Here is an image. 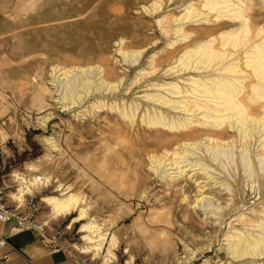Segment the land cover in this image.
Returning a JSON list of instances; mask_svg holds the SVG:
<instances>
[{
	"label": "rangeland",
	"instance_id": "rangeland-1",
	"mask_svg": "<svg viewBox=\"0 0 264 264\" xmlns=\"http://www.w3.org/2000/svg\"><path fill=\"white\" fill-rule=\"evenodd\" d=\"M213 1L0 0V203L44 227L30 231L77 264H264V256L235 259L228 238L247 231L240 216L264 209L260 149L213 147L197 137L207 121L200 115L181 116L194 120L188 129L148 120L159 109L148 96L169 98L172 86L186 90L222 67L180 71L191 64L187 51L218 49L220 33L237 29L210 11ZM253 5L264 14V0ZM185 135H196L191 147H180ZM165 152L192 171L180 175ZM22 184L34 191L23 205L14 197ZM67 188L88 212L77 224L78 214L55 217L43 202ZM90 223L100 230L82 229Z\"/></svg>",
	"mask_w": 264,
	"mask_h": 264
},
{
	"label": "bare ground",
	"instance_id": "bare-ground-1",
	"mask_svg": "<svg viewBox=\"0 0 264 264\" xmlns=\"http://www.w3.org/2000/svg\"><path fill=\"white\" fill-rule=\"evenodd\" d=\"M253 2L254 0H214L212 3L210 2V11L216 12L218 19H227L238 23L237 26L235 25L237 29H233L229 33H220L221 40L219 43L221 45L218 43L220 45L218 49H215L212 44H206L187 51L184 59L185 62L191 64H186L180 71H191L193 68L196 69L198 65L207 64L208 66L214 64L213 67L222 64V67L212 71L213 73L219 71L218 73L189 80L186 90H180L177 86H172L171 90L166 91L171 94L169 98L156 94L148 96L147 99L150 98V102L157 104L159 107V109H154L151 112L153 114L149 116V124L167 127L169 130L188 129L194 120H189L190 123H187L186 118L181 119V116L200 115L202 119H207V121L202 120L204 121L201 125L203 129L197 136L199 139L205 138L206 140L208 138V142H211V145L215 144L213 147L216 148H225L226 145L237 143L244 145L247 142L246 145L254 144V147L262 152L263 155L260 156H264V14L253 11ZM201 15L199 13L198 17H201ZM226 25H224L225 28ZM227 28H232V26L227 25ZM214 31L210 29L208 35L213 36ZM88 84L86 83L84 87L94 91ZM80 98L82 97L78 99ZM79 102L81 101L76 100L75 103ZM72 103L74 105V101ZM164 108L168 111L163 110ZM131 112H133V109L127 110L125 116L131 117ZM173 112L178 113V117L170 118V121H168L167 116H172ZM235 125H237L239 134L234 131L236 133L234 136L230 133V129ZM222 127L225 128L222 129ZM255 130L257 131L258 140H254L252 136V132ZM259 134L260 136H258ZM196 140V135H185L179 145L180 147H191L193 141ZM51 141L46 140L47 146L55 148L50 143ZM169 142L161 143L167 145ZM168 155L170 154L164 153L165 157H169L168 160L171 161V166L177 165L176 170L180 175L192 171V167L187 170L189 165L178 169L180 164H184V162H179L180 158H176L178 154ZM182 168L186 169L182 170ZM199 171H196L192 179L196 177ZM199 179V177H196L198 184L201 182H198ZM38 180L40 181V179H36V181ZM187 185L190 189L194 188L190 183ZM202 186L201 184V189L205 188V186ZM33 192L31 186L22 184L14 197L17 202L23 205L25 196H30L34 194ZM62 192L64 197L68 196L66 199L64 197H50L43 200L51 206L53 216L63 218L73 216L74 213L78 214V217L73 221L75 224L87 218L88 212L83 205V200L73 194L71 195L69 188L62 189ZM254 212L255 219L240 216L241 219L245 217V222L242 225L240 224L242 229H247L245 233L240 231L236 235L228 236L231 239L229 247L235 252V259L244 258L248 255L264 256V209L260 212ZM228 215L229 212L227 211L225 216ZM31 224L45 232L44 227L35 223ZM93 224L83 226L82 229L94 234L100 229L93 227ZM248 229L252 232H249ZM87 239L89 242L93 240L91 236H87ZM99 239L96 246L98 250H101L105 240H102L101 236Z\"/></svg>",
	"mask_w": 264,
	"mask_h": 264
},
{
	"label": "crops",
	"instance_id": "crops-1",
	"mask_svg": "<svg viewBox=\"0 0 264 264\" xmlns=\"http://www.w3.org/2000/svg\"><path fill=\"white\" fill-rule=\"evenodd\" d=\"M2 115L0 109V127L5 121ZM2 144L0 141V147ZM15 226L16 223L0 221V264H77L64 251L53 252L36 232L13 233Z\"/></svg>",
	"mask_w": 264,
	"mask_h": 264
},
{
	"label": "built area",
	"instance_id": "built-area-1",
	"mask_svg": "<svg viewBox=\"0 0 264 264\" xmlns=\"http://www.w3.org/2000/svg\"><path fill=\"white\" fill-rule=\"evenodd\" d=\"M0 221L2 222H12L16 223V226L12 229L13 233H20L22 231H30L32 225H25L26 218H19L15 213L11 212L10 209L0 203ZM46 245L52 247L53 252H57L59 249L55 247L53 241L50 239L44 238Z\"/></svg>",
	"mask_w": 264,
	"mask_h": 264
}]
</instances>
